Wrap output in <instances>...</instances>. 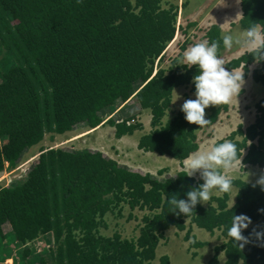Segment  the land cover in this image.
Instances as JSON below:
<instances>
[{
    "label": "trees",
    "instance_id": "1",
    "mask_svg": "<svg viewBox=\"0 0 264 264\" xmlns=\"http://www.w3.org/2000/svg\"><path fill=\"white\" fill-rule=\"evenodd\" d=\"M163 1L0 0V174L16 169L47 133L105 126L113 128L119 140L142 131L135 118L119 123L109 116L150 79L155 59L173 36L174 7L166 9ZM240 8V29L250 22L264 25V0H242ZM216 26L206 33L209 43L220 41ZM176 64L167 75L158 70L152 88L135 98L152 116L151 129L139 138L137 148L169 156L182 168L198 151L196 133L201 127L188 124L180 111L165 121L172 90L190 83L195 74L194 66ZM254 64L253 57L243 53L225 67L241 69L244 80L250 77L264 86V62L249 71ZM208 109L206 126L213 125L227 105ZM255 112L251 125H240L215 144L232 140L244 168L264 169V100L255 105ZM142 115L140 110L138 117ZM125 170L99 151L40 149L29 173L0 187V264L14 254L19 264H153L168 230H187L189 239L186 220L209 234L221 233L224 242L213 247L207 264H221L220 254L224 264H264V246L253 234L264 227V214H258L264 209V192L253 187L255 183L235 179L232 192L214 191L207 205L197 204L194 214L184 217L170 213L162 194L184 199L185 192L202 183L199 178L178 172L175 179L159 180ZM123 206L129 210L126 220L134 219L135 210L144 213L137 235H103L106 218L114 220L109 215L124 218ZM232 214L252 221L242 232L249 239L242 249L226 237ZM38 239L55 244L43 259L29 247ZM192 241L190 247L204 245ZM157 262L170 264L167 256Z\"/></svg>",
    "mask_w": 264,
    "mask_h": 264
},
{
    "label": "clouds",
    "instance_id": "2",
    "mask_svg": "<svg viewBox=\"0 0 264 264\" xmlns=\"http://www.w3.org/2000/svg\"><path fill=\"white\" fill-rule=\"evenodd\" d=\"M240 3H242V0H236L237 5ZM183 5H185V3H183ZM187 5L188 1L186 2V10L183 13L185 17L183 20V27L181 23L180 25L178 23V19H180L182 16L181 8H174L175 20L172 23V30L174 31L171 40L167 43L165 50L160 54V56L155 59L154 71L151 74L150 79L146 83L140 85L139 90L135 91L126 100L125 104H128L130 100L133 102V99L135 103L136 96L140 93V91L145 90L149 82L154 81L153 78L156 75L157 71L161 70V67L159 66H162L163 63L164 65H169L167 71L173 70L175 63H177L176 66H184L185 69H189L194 66L195 74L192 76L191 82L188 84L180 85L172 90L175 99L173 101L172 95L168 114L171 118L180 111L181 113H183L184 120L188 124H194L196 126L203 127L209 123V120L205 119V109L213 106L217 108L218 105L229 104L234 99L237 100V97L241 93L242 86L246 81V79H243L244 73L239 71L241 69L229 70L228 67H225V62L221 58L220 52L223 51L224 48L226 50H230L231 53H234L235 50L233 48L235 47V49L238 48L246 54H250L256 64L264 62V25L250 22L246 27L239 29L240 27L238 28L233 24H229V26H223L226 27V29L223 28V31L220 30V41L213 40L209 43L206 39V33L208 31L204 32L203 35L198 32L196 28H189L190 25H188L187 23ZM170 6L173 7V4L168 5L165 8L168 9ZM237 16L243 18L239 12L236 14L235 18ZM205 22L206 19L201 18L200 20H196L194 22V25L200 28V26ZM189 30H193L194 33L196 32L198 37L202 38L201 41L194 44H192L191 41L188 42L187 40H190V37L193 35V33H189ZM174 40L175 42L170 45ZM221 45L222 49L219 50ZM176 50H178V53H175ZM169 51L171 54L169 53ZM165 59L167 60L163 61ZM251 82L255 83L253 80ZM192 85L194 86L193 92ZM183 89L185 90V92H187V94L191 96L184 102L182 101L180 103L173 104L176 100L180 99V97L176 93L182 92ZM125 104H123L122 108L125 107ZM141 110L144 112V115H142L144 116V118H142V116L138 117V112L137 114H135V116L138 119L136 121L143 125V129L142 131L137 132L143 133V131L146 129L144 127H149L144 133L146 134L151 129L150 121L152 116L148 109ZM208 114L209 109L207 111V115ZM144 119L148 123V126L143 123L142 120ZM237 140L240 141L241 138H238ZM138 151L141 150L138 149ZM99 152L108 156L105 152ZM24 155L25 157L22 161H25L26 157L28 156V160L26 161H29L28 164L32 162L28 169L29 171H31V167L37 161L39 155H35V153H32L31 150H27V153ZM241 156L242 155L240 153V149L236 143H234L232 140H224L223 142L213 145L208 150L192 152L183 162L184 166L182 168H180V163L177 161L178 171L175 169L173 170L172 178H160L157 176L156 178L159 180L175 179L176 177L180 176L179 174H177L178 172L185 173L183 176L186 177H192L195 173L198 172L199 179L202 181V183L197 187L185 192L184 199L178 198V194H173L167 196L166 198V194L164 192L162 194V199L169 206L170 213L183 215L184 217L192 215L194 214L195 206L197 204L207 203L214 191L217 195L221 193L232 192L234 190V180L237 178V176L234 175L233 172L234 170L238 169V166L239 172L246 176V183L248 180V176L241 170L243 167L241 164ZM131 170H133L132 172L139 173L134 169ZM161 170H163L164 172L165 169ZM252 186H258L261 192H264V169L261 170L259 178ZM258 214H264V209H258ZM187 222L189 223L188 220ZM251 223V219L244 214H232L230 218V224L226 228V237L229 238L231 242L235 244V246L239 244V249H242L246 244L249 243V239L243 236L242 232L247 229ZM199 230L201 231V229ZM253 234L256 241L260 242L261 245L264 246V227H262L260 231H256L254 229ZM223 242L224 240L222 239V243ZM222 256H224V254H220L218 259L219 262H223L224 264L225 258L222 259Z\"/></svg>",
    "mask_w": 264,
    "mask_h": 264
},
{
    "label": "rangeland",
    "instance_id": "3",
    "mask_svg": "<svg viewBox=\"0 0 264 264\" xmlns=\"http://www.w3.org/2000/svg\"><path fill=\"white\" fill-rule=\"evenodd\" d=\"M187 1H188L187 23L188 25H190L189 28H196L197 31L203 35L204 32L211 29V27L213 26L217 27L216 24L220 26L219 28L221 31H223V28L226 29V27L223 26H229V24H233L234 26H237L239 28V20L241 17L237 16L235 18V16L238 12L240 14L242 13H241L240 4L237 5L236 0H165L163 2L164 7L173 4L174 8H179V7L181 8L182 16L180 19H178V23L179 25L181 23L182 27H183V20L185 18L183 13L186 10ZM183 3H185V5H183ZM201 18H205L206 22L203 25H201L199 28L198 26L194 25V22L198 19L200 20ZM189 33L190 34L193 33V35L190 37V40H187L188 42L191 41L192 44H194L201 41L202 38L198 37L196 32L194 33L193 30H189ZM174 42L175 40L171 42L170 45H172ZM233 49L235 50L234 53H231L230 50H226L224 48L223 51L220 52L221 58L224 60L225 64L232 58L238 57L241 54L245 53L239 50L238 48L235 49L234 47ZM175 53H178V50H176ZM256 66H257L256 64L250 66L249 71L255 69ZM169 73L170 71H167L166 75ZM251 81L252 80L250 77L246 78V81L242 86L241 93L237 97V100L234 99L231 103L226 104L227 105L226 111H222L218 114V119L213 125L210 126L205 125L197 131L198 132L197 143L198 145L199 143L201 145L204 144L203 147L204 150L210 149L212 145L216 143L217 140L222 141L224 137L228 136L231 132H234L240 125H242L243 127H247L248 124L254 122L256 115L255 104L259 100L264 99V86H262L260 83H252ZM153 85H154L153 82H149L146 88L150 90ZM139 86L140 85H138L135 88V91L139 90L140 88ZM176 94L180 97V99L176 100L173 104H177L182 101L184 102L185 100L189 99V97L191 96L187 94V92H185L184 89L182 90V92H178ZM172 95L174 101L175 99L174 94L172 93ZM117 109L118 106L113 109L114 111L110 116L108 115L109 118L112 117L114 120L118 122L120 115L117 113L122 111V114L125 117V119L134 117L136 121L138 119L136 118L135 114L137 112L138 113L140 112L142 106L140 107L137 104H135L133 99V102L130 100L128 104H125L124 108H121L120 111L116 113ZM142 118H144V116H142ZM169 119L170 116L169 114H167L165 121H168ZM142 121L145 125L148 126V123L146 122L145 119ZM144 128L146 129L143 131V133L136 132L134 136L141 137V135L144 134L149 127H144ZM56 133L54 134L47 133L46 135H44V138L41 141V143H39L38 146L31 149L32 153H35V155L38 156L39 155L38 152L40 149L48 150L50 148L70 154L82 151L83 149L88 150L90 152L102 151L105 152L110 159L116 161L119 167L124 169L126 168L125 170L126 172L127 170L133 171L131 169H134L135 171L139 172V174L142 175L150 173L149 175H152V177L158 176L160 178L162 177L172 178L173 170L175 169L178 171L177 163L175 165H164L162 167L155 166L148 172V170L144 168L145 163L142 162L137 164L135 162L126 161L124 159V156L130 155V153H132V155H136L137 151L135 150H138V148L137 145H135L136 146L134 147L135 150L132 148L133 151L131 150L126 151V148L121 147L123 144H125L124 143L125 140L123 139L118 141V139L110 137L107 143H105V145L97 146L94 145L95 141L90 140L93 138L94 132L92 133L90 132L91 134H86L84 130H81V127H77L75 132L69 131L64 133L61 132H56ZM112 134H114V132H112ZM81 136L83 137L82 139L76 140ZM142 156L144 157L145 155L144 153L140 152V156L135 160L138 159L142 160ZM24 157L25 155L22 156L21 160L19 161V164H17L18 167L14 171L10 173H3L5 175L1 174L3 176L0 177V187H4L5 184L4 181L6 179L13 178V175L19 176L21 174L16 179L19 180L24 176V174L30 172L28 169L32 162L26 164L25 161L28 160V156L26 157L25 161H22ZM150 160L158 163V160H164V159L158 158V156L156 155H151ZM161 169H165L163 173L164 175L162 174L163 176L158 175L159 171H163ZM241 170L243 173L247 174L248 176L247 183H255L256 180L259 178L262 169H259L257 167L254 168L242 167ZM233 174L237 176L236 179H241L243 181H245L246 179V176L239 172V166L237 170H234ZM193 177H195L196 179L199 178L197 173H195ZM207 204L208 202L205 203L204 205ZM123 207H124L123 213H126L125 216L124 215L123 216L127 217V212H129V210L128 208H126V206ZM143 214H144L143 212H138V211L133 212L132 216L134 219H131L130 221L121 219V222L117 226L113 225V228H110L111 232L114 231L115 229H118L124 234V236H126L125 238L131 239L132 237H134V235H137L138 233L137 229L140 225L141 217ZM109 217L110 219H115L112 215H109ZM111 224H113V221H109V225ZM189 229L191 230V232L188 235L189 237L188 240L184 238L187 230L180 233L177 232L175 229L168 230L165 233L166 235L165 240L162 241L157 248L156 251L157 256L153 264L158 263L157 262L158 258L161 256H167L170 260V264H206L208 259L210 260L213 255V252L211 251L213 247L217 244H220L222 241L221 233L217 231L214 232L213 234H209L208 232H205L203 230L200 231L194 225L190 226V224H189ZM183 238L185 240H183ZM192 240L194 242H202L201 244L204 245L190 247V242ZM205 243H208L209 246H206L207 244ZM29 247L30 248L33 247L36 253L40 254V257H42V259L44 258L46 253L48 254L49 252H53L55 250V244L51 239L50 241L38 239L33 245L32 244L29 245ZM224 258L225 257L222 256V259ZM20 262H21L20 257L14 254L13 259H11L10 261L5 260L4 264H16V263L19 264ZM221 264H223V262H221Z\"/></svg>",
    "mask_w": 264,
    "mask_h": 264
},
{
    "label": "crops",
    "instance_id": "4",
    "mask_svg": "<svg viewBox=\"0 0 264 264\" xmlns=\"http://www.w3.org/2000/svg\"><path fill=\"white\" fill-rule=\"evenodd\" d=\"M125 102L126 101H124V103H122L119 107H118V109L116 110V113L117 112H119L120 111V109L122 108V106H123V104H125ZM118 114V113H117ZM137 114V113H136ZM119 120H118V122H123V121H126L127 119H129V118H126L125 119V117L123 116V114H122V112H121V114H120V112H119ZM125 119V120H124ZM252 124V123H251ZM248 125H250V124H248ZM242 126V125H241ZM77 127H81V130H84L85 132H86V134H91L92 132H94V136H93V138L92 139H90V140H92V141H95V143H94V145H99V146H103V145H105V143H107V141H108V139L110 138V137H113L114 138V134H112V132H114V129L113 128H111V127H102V126H99V127H97V128H91V127H84V126H82V125H79V126H76V127H74L71 131H76V128ZM242 128H246V127H243L242 126ZM91 132V133H90ZM198 133V132H197ZM196 133V134H197ZM84 136H86V135H84ZM83 137L81 136V137H79L78 139H76V140H79V139H82ZM139 138L140 137H135L134 135H132L131 137H128V136H126V137H123V138H121L120 140H125L124 141V143L126 144H123L121 147H124V148H126V151H129V150H131V151H133L132 150V148L134 149V147H136L135 145H138V140H139ZM119 141V140H118ZM128 145V146H127ZM214 145V144H213ZM212 145V146H213ZM204 144L203 145H201L200 143H199V145H198V151H202V150H204ZM135 150V149H134ZM135 151H137V153H136V155H132V153H130V156L131 157H134L135 159L136 158H138L139 156H140V151H138V150H135ZM155 155H157L158 156V158H162V159H164V160H158V163L157 162H153V161H151L150 160V157H148V156H142V160H141V163L143 162V163H145V166H144V168H146L147 170H148V172L153 168V167H155V166H157V167H162V166H164V165H175L176 163L178 164V162L176 161V160H174V159H172V158H170V157H168V156H164V157H162V156H160V155H158V154H155ZM162 164V165H161ZM184 164V163H183ZM130 169V168H129ZM147 174H150V173H147ZM197 175L199 176V173L197 172ZM11 259H7V261H10ZM208 262V261H207Z\"/></svg>",
    "mask_w": 264,
    "mask_h": 264
},
{
    "label": "built area",
    "instance_id": "5",
    "mask_svg": "<svg viewBox=\"0 0 264 264\" xmlns=\"http://www.w3.org/2000/svg\"><path fill=\"white\" fill-rule=\"evenodd\" d=\"M167 59H165V60H163V61H166ZM156 65H157V61H156ZM159 67H161V70H163V71H165V72H167V70H168V68H169V65L167 66V65H164V63H163V65L162 66H159ZM140 152H142V153H144V155L145 156H148V157H151V155H155L154 153H150V152H144V151H140ZM157 156V155H156ZM124 159L126 160V161H130V162H135V163H141V161H140V159H138V160H135V158L134 157H131L130 155H125L124 156ZM114 161V160H113ZM29 161H26V164L28 163ZM116 162V161H115ZM117 163V162H116ZM118 164V163H117ZM21 165V164H20ZM19 165V166H20ZM15 169H13V170H11V171H7V172H4V173H10V172H12V171H14ZM3 174V173H2ZM3 175H5V174H3ZM3 175H1L0 174V177L1 176H3ZM21 175V174H20ZM19 175V176H20ZM19 176H17V175H13V178H11V179H6L4 182H5V184H4V186H8L11 182H13V181H15L16 180V178H18ZM2 180H4V179H2ZM135 211H137V210H135ZM135 211H133V212H135ZM139 212V211H138ZM126 213H123V215H125ZM143 216V215H142ZM123 220H126V217H124V218H122ZM106 221H107V223H108V229H102L101 230V233L103 234V235H105V236H112L113 235V233L114 234H119L122 238H124L125 239V237L126 236H124V234L120 231V230H118V229H115L114 231H112L111 232V230H110V228H113V225L115 226H117L118 225V223H120L121 222V219H119V220H116V219H114V220H111V221H113V224H111V225H109V221L110 220H108L107 218H106ZM187 221V220H186ZM140 225H141V223H140ZM188 225H189V223H188ZM187 225V226H188ZM180 233V232H179ZM165 237H166V235H165ZM126 239H128V238H126ZM165 240V239H164ZM164 240H161L160 241V243L162 242V241H164ZM183 240H184V238H183Z\"/></svg>",
    "mask_w": 264,
    "mask_h": 264
},
{
    "label": "bare ground",
    "instance_id": "6",
    "mask_svg": "<svg viewBox=\"0 0 264 264\" xmlns=\"http://www.w3.org/2000/svg\"><path fill=\"white\" fill-rule=\"evenodd\" d=\"M261 100H264V99H261ZM261 100H259L257 103H259ZM257 103H256V104H257ZM256 104H255V105H256ZM226 137H227V136H226Z\"/></svg>",
    "mask_w": 264,
    "mask_h": 264
},
{
    "label": "flooded vegetation",
    "instance_id": "7",
    "mask_svg": "<svg viewBox=\"0 0 264 264\" xmlns=\"http://www.w3.org/2000/svg\"><path fill=\"white\" fill-rule=\"evenodd\" d=\"M188 225V222L186 221V226ZM184 232V231H183Z\"/></svg>",
    "mask_w": 264,
    "mask_h": 264
}]
</instances>
